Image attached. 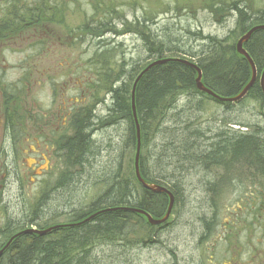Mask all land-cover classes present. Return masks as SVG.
Instances as JSON below:
<instances>
[{
  "label": "rangeland",
  "instance_id": "374dc122",
  "mask_svg": "<svg viewBox=\"0 0 264 264\" xmlns=\"http://www.w3.org/2000/svg\"><path fill=\"white\" fill-rule=\"evenodd\" d=\"M121 1L94 0L93 12H89L83 0H79V8H75L74 13H69L66 18L67 25L62 30L63 37L69 34L72 25L81 27L87 20L96 28L100 24L110 22L116 23L120 28L121 14L129 13L131 7L126 6L120 11H115L110 4L118 6ZM188 1L192 5L197 2ZM143 4H146L145 0ZM157 7L159 14H156V27L151 22L155 14L143 13L141 7L138 13L141 16L137 17L136 23L131 24L130 18L128 25L136 30L142 29L143 38L147 36L149 40L152 34L158 35V45L159 42H163L165 47L175 48L174 53L165 51L158 53L159 46L156 48V45L151 56L138 42L136 48L128 47L125 50L127 58L131 56L140 57L142 60L150 58L149 61H153L160 59L161 54L163 55L161 58L186 59V55L199 57L206 49L204 47L207 40H203L204 36L222 40L219 48L229 50L233 48L240 34L238 30H234L231 21L226 27L208 31V22L203 20H210V17H206L203 11L194 12L187 18L186 0H158ZM191 19L203 25L205 32L201 34L202 38L194 34L195 26ZM139 22H142V26L138 25ZM186 22H190V33ZM78 40H82L81 37ZM84 40L91 41L90 37ZM129 40L127 38V41ZM95 43L91 46L84 44L83 49L80 41L75 44L72 42L64 51L74 56L78 52L80 62L78 67L86 70L90 68L87 67L88 64L85 65L86 56L79 53L95 55L100 48L97 41ZM112 46L108 47L107 58H100L99 62L106 60V64L96 65L99 63L96 62L93 65V85L94 82L98 85H94L95 94H92L88 101L90 105H94L95 115L104 121V124L99 126L97 134L93 135L95 146L93 157H89L84 165L77 161L76 154H70L67 161L64 158L58 161L61 170L58 171L56 167L59 177L57 187L52 182L53 188L47 187L38 197L35 190H31L32 196L28 198L27 193L30 191L26 190L20 195L15 184L6 187L5 192L0 194L2 198L0 231L10 222H15L16 231L21 229L19 226L22 220L39 213L37 208L40 202L43 207L42 218L36 223L39 228L73 222L76 213L85 210L106 192L108 182H100L105 176L104 172L110 173L119 165L120 177L124 178L131 172L133 164L130 162L127 169L131 158L129 159L130 155L127 156L128 153L124 150L127 122L119 120L120 123L112 126L108 120L103 119L107 116L110 105L108 85L105 83L107 73L111 79V75L113 78L121 68L127 73L133 66L132 64L121 66L123 50ZM35 58V53L31 51L27 61L32 62ZM148 62L140 64L139 67L148 65ZM100 70L103 75L96 74ZM141 70L142 68L138 73ZM61 86L63 82L54 88L60 90ZM41 88L43 87H37ZM194 103L195 110L192 109L194 105L191 104L190 107L187 105L184 96L179 101L177 109L167 112L165 116L167 121H164L161 127L165 132L158 127L156 138H150L148 134V147L141 152V157L148 160L147 170L150 177L157 178L159 185L165 184L170 189L175 186L179 190V201L177 200L167 224L151 230L145 227L135 228L123 236L120 242H94L91 247L92 264H212V262L222 264L235 254L238 264H264V176L261 173L256 175L257 169L247 167V164H234L229 161L223 166L209 165L202 168L192 166V163L185 159L192 151H203L205 147L214 144L224 130L255 132L254 125L264 120V110L252 98L222 105L198 96ZM236 123L245 124L248 129L238 127ZM262 127L264 129V124ZM192 138L195 147L187 149L185 145H191ZM81 172L82 176L79 175ZM107 177L109 178V175ZM33 209V215L30 216ZM3 237L4 235L0 237L2 238L0 241H3Z\"/></svg>",
  "mask_w": 264,
  "mask_h": 264
},
{
  "label": "flooded vegetation",
  "instance_id": "af4514ba",
  "mask_svg": "<svg viewBox=\"0 0 264 264\" xmlns=\"http://www.w3.org/2000/svg\"><path fill=\"white\" fill-rule=\"evenodd\" d=\"M145 2L144 5L143 0H122L118 6L110 4L115 11L131 7L129 13L121 14L120 28L111 22L100 24L96 28L87 20L81 27L72 25L64 38L62 30L67 25L66 18L69 13H74L75 8H79V0H0V194L12 184L18 187L20 195L26 190L30 191L27 193L28 198L32 196L31 190H35L38 197L47 187L53 188L52 182L57 187L59 177L56 167L58 171L61 170V164L57 162L63 159V143L74 138L75 122L84 120L91 112L92 106L88 100L94 94L91 84L94 77L93 65L100 61L98 54L115 45V48L123 50L122 64H140L150 60L132 56L127 58L125 52L128 47L136 48L138 42L145 49L148 46L154 47L152 33L149 40L147 36L143 38L142 29L136 30L128 25L130 18L131 24L136 23L137 17L141 16L138 15L141 7L143 13L155 14L151 22L157 26L158 0ZM84 3L88 11L93 12L94 0H83ZM185 11H188L186 17L198 11H203L206 17H210V20H203L208 22V31L226 27L231 21L234 30L240 32L234 44L235 51L238 41L249 30L255 26H264V0H197L195 5L186 0ZM190 21L195 26L194 34L202 38L201 34L205 32L203 25L198 24L197 20ZM138 25L142 26V22ZM187 25L190 33V22H186ZM261 34H264V29L256 30L242 45L250 57L253 54L248 52L247 46L253 47L252 39ZM79 37L82 40H78ZM86 37H90L91 41L86 42ZM127 38L130 40L127 41ZM211 39L203 37L207 43ZM78 41L83 49L84 44L91 46L96 41L100 47L95 55L79 53L86 56L85 65L90 66L86 70L78 67V52L74 56L64 51L69 44ZM221 41L216 40L218 46ZM87 50L88 48L86 52ZM31 51L36 58L35 61L28 62ZM186 57L196 62V57ZM254 59L256 63L264 64V58L259 55L256 54ZM62 79H65V83L57 90L54 87ZM248 157L254 167L251 159L253 156ZM42 207L40 202L37 208L39 213L34 216V209L31 210L32 217L22 220L19 226L22 228L17 231L15 222L5 224L0 231L3 232L0 237L4 235L3 241H0V249L18 233L29 229L41 230L36 223L42 218ZM22 236L25 235L21 234L18 238ZM235 256L236 254L222 264H238Z\"/></svg>",
  "mask_w": 264,
  "mask_h": 264
},
{
  "label": "trees",
  "instance_id": "16d2710c",
  "mask_svg": "<svg viewBox=\"0 0 264 264\" xmlns=\"http://www.w3.org/2000/svg\"><path fill=\"white\" fill-rule=\"evenodd\" d=\"M153 35V43L158 45V35ZM252 41L253 47L247 46V50L253 54L251 58L259 74L263 70L264 64L256 63L254 57L257 54L260 58H264V34L255 36ZM153 43L152 46H155ZM206 45L204 53L201 52V55L196 57V65L202 74V83L206 88L222 97H236L251 78V68L248 62L236 53L234 46L229 50H222L214 38ZM158 46V53L162 51L174 53L175 48H167L163 42H159ZM153 49L148 46L146 48L147 53L151 54ZM107 53L108 49L101 54H97L100 55V58H107L109 55ZM162 56L161 54L160 59ZM104 64H106V60L96 65ZM120 64L121 66L126 65ZM127 64L133 65L127 73L124 71L125 69L121 68L122 70L120 69V72L113 78L111 75V79L109 78V73H107L108 77L105 78V83L108 85L110 105L108 106L107 116L103 119L108 120L112 126L120 123L118 122L119 120L127 122L124 150L128 153L127 156L130 155L129 159L131 158L128 161L127 169L130 162L133 164V168L124 178L119 176L120 165L115 167V170L113 169L110 173L104 172L105 176L100 182H108L106 192L85 210L76 213L74 222L82 221L107 208L120 209L100 213L87 223L58 229L46 235L28 234L22 236L14 241L12 246L0 256V264H92L93 253L91 252V247L94 242H120L124 238L123 236H126L129 231L131 232L135 228L145 227L150 230L154 228L143 215L131 209L145 211L156 219H161L165 216L169 203L168 196L142 187L134 171L137 138L136 123L131 106V90L139 74L138 70L140 68L143 70L145 66L139 67L140 64L144 65V63ZM96 74L103 75V72L100 70ZM122 74H125V76H122ZM196 77L195 70L190 66L178 62H169L149 69L141 76L135 86V112L140 130L139 172L144 182L160 184L157 178L153 179L150 177L147 170L149 169L148 160H145L143 156L141 157V152L145 151V147H148V134L150 138H156L158 127L164 131L161 127L164 121H167L165 117L167 112L177 109L179 101L184 96H186L188 106L194 105L192 107L193 110L196 108L194 100L198 96L221 104L197 90L195 85ZM95 84L98 85L97 82H94ZM94 85L92 80L91 89L93 90ZM246 98H252L264 110V94L260 88L259 79L251 87ZM91 106L89 115L84 120H80L79 123L78 120L75 122L74 138L63 143L61 155L66 161L70 154H76L77 161L84 165L89 157H93V148L95 147L93 146V135L97 134L99 126L103 125L104 121L95 115L94 105ZM99 122L101 123L99 124ZM236 124L238 127L247 128L245 124ZM263 124L264 120L261 123H256V126L254 125L255 132L224 130L221 133V137H218L214 144L208 148L205 147L203 151H192V154L184 155L186 156L185 159L191 162L192 166L202 168L209 165L223 166L224 163L229 161L234 164H247V167L253 168L252 162L248 157L250 155L253 156L251 159L254 162V168L258 172L256 175L261 173L264 176ZM191 140V145H185L187 149L195 147L193 138ZM79 175L82 176L83 172ZM108 175L109 178L107 177ZM163 186L167 187L174 197L173 213L177 200L179 201V190L175 186L171 187V189L165 184ZM211 192H213V189ZM45 228L47 226L43 227V229ZM0 234H3V232H0Z\"/></svg>",
  "mask_w": 264,
  "mask_h": 264
},
{
  "label": "water",
  "instance_id": "95a60500",
  "mask_svg": "<svg viewBox=\"0 0 264 264\" xmlns=\"http://www.w3.org/2000/svg\"><path fill=\"white\" fill-rule=\"evenodd\" d=\"M259 29H264V26H258V27H254L253 29H251L247 34H245L237 43V52L242 55L244 58H246V60L248 61L249 65H250V68H251V71H252V75H251V79L250 81L248 82V84L245 86V88L241 91V93L239 95H237L236 97H233V98H225V97H221L219 95H217L216 93L212 92L210 89L206 88L204 86V84L202 83V74H201V70L194 64H191L187 61H184V60H158V61H155L153 63H151L149 66H147L142 72L141 74L137 77V79L135 80L134 82V85H133V88H132V91H131V105H132V113H133V117H134V120H135V123H136V138H137V148H136V156H135V164H134V168H135V174H136V177L138 179V181H140L141 184H143V186L151 191H154L156 193H164L168 196L169 198V204H168V207H167V211H166V214L165 216L162 218V219H154L152 216H150L148 213H146L145 211H142V210H139V209H131L132 211L136 212V213H139L143 216H145V218L147 219L148 223L152 226H159V225H162L163 223H165L170 214H171V211H172V208H173V204H174V197L173 195L168 191L166 190L165 188H162V187H159V186H153V187H150L148 185H146L141 177H140V173H139V152H140V134H139V127L137 125V119H136V112H135V103H134V94H135V86L138 82V80L141 78V76L146 73L149 69H151L152 67H155L157 65H162V64H165L167 62H178V63H181V64H185L187 66H190L192 69L195 70V72L197 73V77L195 79V85H196V88L199 92L201 93H204L206 95H208L209 97L219 101V102H222V103H235V102H239L241 101L244 97L247 96L249 90L251 89V87L254 85V83L256 82L257 80V71H256V68L254 66V63L252 61V59L249 57V55L246 53V51L243 49V43L246 42L249 37L251 36V34L253 32H255L256 30H259ZM259 83H260V88L264 94V69L260 75V78H259ZM119 209V208H118ZM117 208H107L105 210H102V211H99L97 212L96 214H93L91 215L90 217H88L87 219H85L84 221L78 223L77 225H81L83 223H86V222H89L91 219H93L96 215L100 214V213H103V212H107V211H113V210H118ZM126 210V209H124ZM59 227H65V226H57V227H53V228H49V229H46V230H43V231H38V230H27L23 233H32V234H37V235H45L47 233H50L52 230H55ZM21 234V233H20ZM20 234L16 235L15 237L19 236ZM10 244V243H9ZM6 245V247L9 246ZM5 247V248H6ZM3 251V250H2ZM2 254V252H0V255Z\"/></svg>",
  "mask_w": 264,
  "mask_h": 264
}]
</instances>
